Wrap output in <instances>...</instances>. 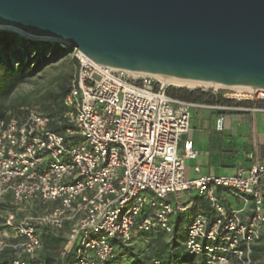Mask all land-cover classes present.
Returning a JSON list of instances; mask_svg holds the SVG:
<instances>
[{"label":"built area","instance_id":"1","mask_svg":"<svg viewBox=\"0 0 264 264\" xmlns=\"http://www.w3.org/2000/svg\"><path fill=\"white\" fill-rule=\"evenodd\" d=\"M71 51L77 68L61 117L30 109L0 119V253L12 251L11 264H36L44 231H64L62 256L76 249L73 264H104L117 243L131 245L136 234H172L177 216L192 206L182 195L195 194L214 216L198 213L186 227L184 247L196 258L190 264H253L264 230V166L188 178L186 160L195 161L198 151L188 141L181 155L180 145L191 110L211 106L170 97L157 77ZM223 96L264 101L258 92ZM54 123L66 128L56 132ZM223 129L220 115L216 131ZM218 190L242 207L227 208Z\"/></svg>","mask_w":264,"mask_h":264},{"label":"water","instance_id":"2","mask_svg":"<svg viewBox=\"0 0 264 264\" xmlns=\"http://www.w3.org/2000/svg\"><path fill=\"white\" fill-rule=\"evenodd\" d=\"M0 26L118 70L264 91V0H0Z\"/></svg>","mask_w":264,"mask_h":264},{"label":"trees","instance_id":"3","mask_svg":"<svg viewBox=\"0 0 264 264\" xmlns=\"http://www.w3.org/2000/svg\"><path fill=\"white\" fill-rule=\"evenodd\" d=\"M70 52L71 48L64 47L59 43L26 40L14 33H0V119L9 113L21 117L25 111H21L20 108L24 107L27 100L21 99L10 104L8 103L10 96L24 82L34 78L39 72L57 63ZM70 80L62 79L58 84L57 91L44 95L42 113L52 119H57L67 110L64 98L69 92ZM168 95L200 105L264 108V101L227 99L223 93L214 94L211 90L170 87ZM65 128L64 125L55 123L52 125V129L56 132H63ZM191 203V208L175 219L172 234L168 235L163 231L141 234L150 237L146 249L142 251H136L131 245L117 243L114 256L104 264H122L124 261H131L132 264H154L155 260L167 264L192 263L196 258L184 247L187 237L186 227L198 213H206L213 218L214 211L210 203L198 195L191 198ZM42 243L43 250L36 259V264H73L76 249L62 256L67 244L64 231L56 233L45 230L42 234ZM255 254H258V257H255ZM13 258L12 251L6 250L0 253V264H11ZM257 260L260 261V264H264V251L253 247L252 262Z\"/></svg>","mask_w":264,"mask_h":264},{"label":"crops","instance_id":"4","mask_svg":"<svg viewBox=\"0 0 264 264\" xmlns=\"http://www.w3.org/2000/svg\"><path fill=\"white\" fill-rule=\"evenodd\" d=\"M220 115L224 117V129L217 132L216 120ZM188 141L198 151L195 161L186 160V174L191 179L231 175L238 169L264 166V108L195 107L191 110L190 130L184 135L180 145L181 155L184 143ZM196 168L199 169L198 172ZM217 194L227 208L242 207V202L230 194L222 190H218ZM194 195H182V200L189 202ZM246 209V213L250 215L251 205ZM254 248L264 251V230ZM253 264H260V261Z\"/></svg>","mask_w":264,"mask_h":264},{"label":"rangeland","instance_id":"5","mask_svg":"<svg viewBox=\"0 0 264 264\" xmlns=\"http://www.w3.org/2000/svg\"><path fill=\"white\" fill-rule=\"evenodd\" d=\"M2 33L17 34L13 31H5ZM18 36L22 39L31 40V39L23 38L20 35ZM76 68H77V63L73 59L72 51H71L66 57L62 58L57 63L46 67L43 71L39 72L37 76H35L32 79H29L28 81L20 85L16 89V91L10 96L8 103L11 104L18 102L21 99H25L27 101L24 107L20 108L21 111L26 112L27 110L34 109L42 112V108H43L42 98L44 97V95H46L48 92L57 91L58 84L62 81V79H68L69 81L74 75ZM167 84L173 88H180L171 83H167ZM182 89H187V88H182ZM208 90L218 91L219 93L221 92L223 94L225 93L228 94V96L236 95L233 91L228 90L227 88L215 89V90L208 89ZM255 96L256 95L253 94V97ZM149 239H150L149 236L136 234L131 246L134 247L136 251H142L146 249ZM199 260L200 259L197 258V261ZM122 264H132V262L124 261L122 262Z\"/></svg>","mask_w":264,"mask_h":264},{"label":"bare ground","instance_id":"6","mask_svg":"<svg viewBox=\"0 0 264 264\" xmlns=\"http://www.w3.org/2000/svg\"><path fill=\"white\" fill-rule=\"evenodd\" d=\"M0 30H12V31L27 35L23 31H21L20 29L13 28V27L0 26ZM54 41L60 42L62 44H68L66 41H64L62 39H54ZM130 73H132L134 75H140V76L148 75L146 73L134 72V71H130ZM154 77H157L158 79H160L166 83H171L177 87L187 88V89H191V90H195V89H214L215 90V89L227 88L228 90L233 91L236 94V96H245V95H248L250 93H256V92L260 93V95H262L264 93L263 90H256V89L246 88V87H241V86L227 87V86H222V85L203 83V82L192 81V80L174 79V78H168V77H163V76H154Z\"/></svg>","mask_w":264,"mask_h":264}]
</instances>
